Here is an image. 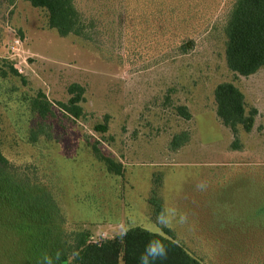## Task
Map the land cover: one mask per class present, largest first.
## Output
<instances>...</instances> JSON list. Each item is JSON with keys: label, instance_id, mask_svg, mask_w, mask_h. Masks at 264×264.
I'll list each match as a JSON object with an SVG mask.
<instances>
[{"label": "rangeland", "instance_id": "obj_1", "mask_svg": "<svg viewBox=\"0 0 264 264\" xmlns=\"http://www.w3.org/2000/svg\"><path fill=\"white\" fill-rule=\"evenodd\" d=\"M235 2L76 0L81 37L60 35L28 0H0V264H27L28 253V264H74L84 238L135 226L205 264H264V65L248 76L228 66ZM226 82L247 114L257 110L252 131L239 126V150L217 112ZM73 83L84 88L79 118L62 105ZM40 94L52 103L46 117L34 108Z\"/></svg>", "mask_w": 264, "mask_h": 264}, {"label": "trees", "instance_id": "obj_2", "mask_svg": "<svg viewBox=\"0 0 264 264\" xmlns=\"http://www.w3.org/2000/svg\"><path fill=\"white\" fill-rule=\"evenodd\" d=\"M35 7H42L48 11L49 25L62 36L74 34L85 37L87 23L83 13L76 4V0H28ZM225 32L228 37L226 57L230 69L240 75L248 76L264 65V0H236L227 21ZM84 88L78 84L70 85L73 94L64 109L72 116L79 118L83 115L80 104L83 99ZM218 103V115L224 124L236 135L231 143L232 149H242V143L237 134L239 126L245 131L253 129L257 110L247 114L245 95L234 83L226 82L218 85L215 91ZM52 105L43 94L34 100V108L41 117H46ZM180 115L187 119L192 117L186 105L178 106ZM104 128L106 126H103ZM45 132L34 130L32 138ZM189 140V134H176L171 144L178 147ZM97 157L105 162L108 169L121 174L123 165L102 153L98 146H93ZM8 159L0 148V165L6 166ZM150 201L156 203L155 210L162 215L160 199L155 191ZM168 229V228H166ZM165 229V230H166ZM171 233V229L166 230ZM164 246V253H159V245ZM149 249H156L155 253ZM23 256V255H22ZM27 264L30 261L28 253ZM142 257L148 264H205L201 259L192 255L175 238L152 232L141 226L129 228L123 235L102 241H91L84 238L76 250L74 264H142Z\"/></svg>", "mask_w": 264, "mask_h": 264}, {"label": "clouds", "instance_id": "obj_3", "mask_svg": "<svg viewBox=\"0 0 264 264\" xmlns=\"http://www.w3.org/2000/svg\"><path fill=\"white\" fill-rule=\"evenodd\" d=\"M151 252H153V253H155V251H152L153 249H149ZM159 253L161 254V255H163V253H164V246L161 244V245H159ZM142 264H148V261H147V259H145L144 257H142Z\"/></svg>", "mask_w": 264, "mask_h": 264}, {"label": "snow or ice", "instance_id": "obj_4", "mask_svg": "<svg viewBox=\"0 0 264 264\" xmlns=\"http://www.w3.org/2000/svg\"><path fill=\"white\" fill-rule=\"evenodd\" d=\"M152 251H156V249H153Z\"/></svg>", "mask_w": 264, "mask_h": 264}]
</instances>
